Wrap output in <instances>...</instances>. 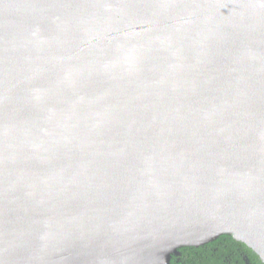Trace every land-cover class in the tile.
<instances>
[{
    "label": "water",
    "instance_id": "water-1",
    "mask_svg": "<svg viewBox=\"0 0 264 264\" xmlns=\"http://www.w3.org/2000/svg\"><path fill=\"white\" fill-rule=\"evenodd\" d=\"M264 263V0H0V264Z\"/></svg>",
    "mask_w": 264,
    "mask_h": 264
},
{
    "label": "trees",
    "instance_id": "trees-1",
    "mask_svg": "<svg viewBox=\"0 0 264 264\" xmlns=\"http://www.w3.org/2000/svg\"><path fill=\"white\" fill-rule=\"evenodd\" d=\"M181 256L169 255L168 264H264L247 245L230 235H217L200 247L179 249ZM246 260H241L240 254Z\"/></svg>",
    "mask_w": 264,
    "mask_h": 264
},
{
    "label": "flooded vegetation",
    "instance_id": "flooded-vegetation-1",
    "mask_svg": "<svg viewBox=\"0 0 264 264\" xmlns=\"http://www.w3.org/2000/svg\"><path fill=\"white\" fill-rule=\"evenodd\" d=\"M181 256V251H179V255L178 256H176V257H180ZM240 256H241V260H246V258L244 257L245 255L244 254H240Z\"/></svg>",
    "mask_w": 264,
    "mask_h": 264
}]
</instances>
